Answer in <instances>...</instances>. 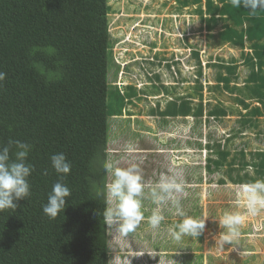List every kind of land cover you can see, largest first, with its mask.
<instances>
[{
	"label": "trees",
	"instance_id": "16d2710c",
	"mask_svg": "<svg viewBox=\"0 0 264 264\" xmlns=\"http://www.w3.org/2000/svg\"><path fill=\"white\" fill-rule=\"evenodd\" d=\"M107 1L0 0V72L6 73L0 81V147L10 140L29 143L28 163L33 167L28 178L31 195L17 201L16 209L0 212V264H109L105 219L109 176L104 164L109 119L122 113L127 97L118 89L109 91V76L115 80L119 67L111 58V8ZM202 2L187 0L180 6H199L201 18L211 24H207L209 31L220 19L230 22L232 25L222 28L216 47L250 48L252 52L245 58L251 64L246 82L249 79L255 88L263 89L264 9L252 13L233 7L230 0H204L202 8ZM193 53L199 67L195 74L198 89L206 79L202 80L199 54ZM174 63L166 64V69ZM233 63L215 65L219 69L217 86L228 85L227 91L235 86L230 84L233 78L239 80ZM253 67L262 76L253 72ZM182 80L189 83L184 77ZM156 112L165 118L192 114L202 122L204 116L207 122L221 118L207 112L203 100L196 106L189 99L179 105L170 102L164 110L151 111ZM230 135L226 141L237 136ZM58 153L71 164L70 173L63 176L71 195L66 198L65 210L53 219L43 207L53 185L61 179L51 165V156ZM210 154L216 167L229 164L226 147L216 144ZM258 154L262 157L264 151ZM253 168L257 177L247 179L264 180V159Z\"/></svg>",
	"mask_w": 264,
	"mask_h": 264
},
{
	"label": "rangeland",
	"instance_id": "374dc122",
	"mask_svg": "<svg viewBox=\"0 0 264 264\" xmlns=\"http://www.w3.org/2000/svg\"><path fill=\"white\" fill-rule=\"evenodd\" d=\"M185 1L110 0L113 11L108 18L109 38L115 41L110 52L119 71L115 80L109 76L108 86L110 92L118 89L127 99L122 113L109 119L107 161L118 160L121 167L139 164L145 188L144 218L135 228L117 234L107 227L109 264H264V212L248 217L238 241L221 246L214 239L223 231L219 220L226 211H246L237 195L239 186L250 183L248 176L257 177L253 165L257 167L264 159L258 154L264 151V96H255L263 94L264 88H255L249 79L246 82L251 64L245 58L252 52L250 48L216 47L222 28L232 24L220 19L209 31L207 24H211L201 18L200 7H181ZM201 5L204 8V0ZM125 13L135 14V27L134 18L122 16ZM145 45L153 51L149 58L141 57ZM194 50L203 66L202 80L206 79L198 89L195 74L199 67ZM156 55L158 58H153ZM162 57H173L175 63L170 70L159 66ZM139 59L147 61L135 62ZM220 62H234L239 81L230 86V91L228 85L217 86L219 69L215 65ZM253 72L260 75L258 68L253 67ZM182 74L189 83H183ZM188 99L195 106L203 100L207 112L221 117L219 122H215L217 118L207 122L206 117L202 122L192 114L165 118L151 113L158 107L164 110L170 102L179 105ZM109 102L116 105L112 99ZM242 102L249 106L244 107ZM229 133L237 136L226 141ZM216 144L229 151V164L216 167L212 163L210 153ZM128 146L133 151L127 152ZM161 173L177 174L182 180L184 188L178 194L182 210L187 216L205 221L199 237H173L182 217L170 201L161 206V224L150 226L148 217L157 207L150 192ZM254 246L257 250L252 249Z\"/></svg>",
	"mask_w": 264,
	"mask_h": 264
},
{
	"label": "clouds",
	"instance_id": "9594fccd",
	"mask_svg": "<svg viewBox=\"0 0 264 264\" xmlns=\"http://www.w3.org/2000/svg\"><path fill=\"white\" fill-rule=\"evenodd\" d=\"M230 2L233 7H243L252 13L264 9V0H230ZM107 5L111 8V13L113 6H110V0L107 1ZM122 16L133 17L134 27L137 25L135 14L125 13ZM111 41L112 46H114L115 41ZM147 51L148 54L144 53L141 55L142 58H149L153 55L151 47ZM156 56H153V58H156ZM172 60L173 57L171 59L162 57L159 66L163 65L166 68L164 63ZM146 61L139 59L135 62ZM5 78L6 73L0 72V81L5 80ZM232 81L236 86L239 80L233 78ZM31 150L32 146L29 143L20 140H10L7 146L0 147V212L7 209H16L17 201L25 200L31 195L28 182V178L33 172L32 165L28 163ZM126 151L131 152L133 148L128 146ZM119 164L118 160L106 161L104 164L106 173L111 177L105 184L107 204L105 219L107 227L114 228L117 234H126L132 231L137 223L144 218L142 211V196L145 188L144 173L137 163H132L127 167H121ZM51 165L57 174H61V179L53 185L47 204L43 207V212L50 218L55 219L61 211L65 210L66 198L71 195L70 189L63 183V176L70 173L71 164L63 153H58L51 156ZM183 188V182L177 174L161 173L150 192L152 201L157 206L148 217L152 228H157L164 220L161 206L169 201L175 207L176 214L182 217L181 222L175 225L178 231L172 232L176 240H180L182 235L199 237L205 229L204 220L187 216L182 210L178 194L183 191ZM239 189L237 193L239 202L246 211L243 213L226 211L223 214L219 220V226L223 231L217 237H214L216 244L221 246L232 244L238 240L241 235L240 228L245 224L248 217L255 216L261 209H264V180L241 184ZM97 194L99 195V193Z\"/></svg>",
	"mask_w": 264,
	"mask_h": 264
},
{
	"label": "crops",
	"instance_id": "0c3cea01",
	"mask_svg": "<svg viewBox=\"0 0 264 264\" xmlns=\"http://www.w3.org/2000/svg\"><path fill=\"white\" fill-rule=\"evenodd\" d=\"M146 48H148V49H149V48H150V45H148V46H147V45H145V48H144V49H145V54H148V51H147L148 49H146ZM177 149H179V148H177ZM240 205L243 207V205H242L241 203H240ZM260 211L263 213V212H264V209H261ZM234 212H235V210H234ZM247 236H249V235H247ZM241 240H242V239H241ZM237 241H238V240H237ZM250 244H252V243H250V242H249V245H250ZM252 249H255V250H257L255 246H254V247H252ZM148 256H150V254H148Z\"/></svg>",
	"mask_w": 264,
	"mask_h": 264
},
{
	"label": "flooded vegetation",
	"instance_id": "af4514ba",
	"mask_svg": "<svg viewBox=\"0 0 264 264\" xmlns=\"http://www.w3.org/2000/svg\"><path fill=\"white\" fill-rule=\"evenodd\" d=\"M183 75V74H182ZM185 78V77H184ZM186 79V78H185ZM231 85H234L235 83L232 81L231 83H230ZM221 85H225V82L224 83H222Z\"/></svg>",
	"mask_w": 264,
	"mask_h": 264
}]
</instances>
